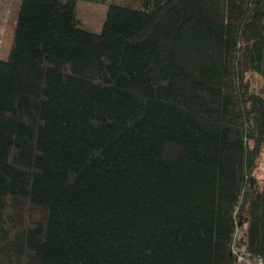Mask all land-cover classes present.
<instances>
[{"label": "trees", "instance_id": "1", "mask_svg": "<svg viewBox=\"0 0 264 264\" xmlns=\"http://www.w3.org/2000/svg\"><path fill=\"white\" fill-rule=\"evenodd\" d=\"M77 1L0 59V264L264 261V0Z\"/></svg>", "mask_w": 264, "mask_h": 264}, {"label": "rangeland", "instance_id": "2", "mask_svg": "<svg viewBox=\"0 0 264 264\" xmlns=\"http://www.w3.org/2000/svg\"><path fill=\"white\" fill-rule=\"evenodd\" d=\"M20 0H0V59L4 60L8 57L12 39L13 31L16 24V15ZM129 1V0H127ZM122 1L119 0V3ZM132 0L130 1L131 4ZM117 3V2H116ZM107 6L103 3L96 2H80L77 1L76 11L83 29L91 32H99L105 19ZM252 180L257 182L259 187L264 186V148H262L256 163L255 169L251 174ZM242 218V217H241ZM235 230L234 239L236 237H243L245 225L243 220ZM239 222V218H238ZM236 236V237H235ZM232 254L235 257V264H264L263 260L251 258L245 253L244 247H235L233 245Z\"/></svg>", "mask_w": 264, "mask_h": 264}]
</instances>
